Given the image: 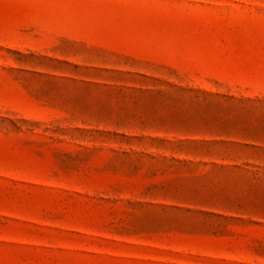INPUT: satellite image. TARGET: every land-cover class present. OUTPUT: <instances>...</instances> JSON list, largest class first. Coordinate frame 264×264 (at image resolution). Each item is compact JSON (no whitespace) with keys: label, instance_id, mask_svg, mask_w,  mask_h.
Here are the masks:
<instances>
[{"label":"rangeland","instance_id":"obj_1","mask_svg":"<svg viewBox=\"0 0 264 264\" xmlns=\"http://www.w3.org/2000/svg\"><path fill=\"white\" fill-rule=\"evenodd\" d=\"M0 264H264V0H0Z\"/></svg>","mask_w":264,"mask_h":264}]
</instances>
